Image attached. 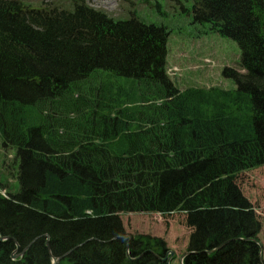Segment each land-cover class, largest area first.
Listing matches in <instances>:
<instances>
[{
	"label": "trees",
	"instance_id": "trees-1",
	"mask_svg": "<svg viewBox=\"0 0 264 264\" xmlns=\"http://www.w3.org/2000/svg\"><path fill=\"white\" fill-rule=\"evenodd\" d=\"M191 1L197 23L239 46L245 74L223 73L235 89L180 90L170 31L136 15L0 0V137L20 183L0 194L11 239L0 264L69 252L60 264H167L146 253L165 258V242L129 240L121 216L173 213L187 215L199 253L184 264H263L262 224L237 177L264 166V0ZM128 245L130 258L146 254L132 261Z\"/></svg>",
	"mask_w": 264,
	"mask_h": 264
},
{
	"label": "rangeland",
	"instance_id": "rangeland-1",
	"mask_svg": "<svg viewBox=\"0 0 264 264\" xmlns=\"http://www.w3.org/2000/svg\"><path fill=\"white\" fill-rule=\"evenodd\" d=\"M21 1L36 8L71 9V0ZM84 1L89 7L104 11L116 20H129L136 15L147 24L167 27L171 33L167 63L169 68H178L179 76L172 80L181 90L215 86L226 90L236 88L235 82L225 78L223 73L226 68L241 70L239 46L218 33L209 32L208 25L197 23L191 0ZM16 155L14 149L4 150L0 137V178L2 186L10 194H18L20 191ZM237 184L262 224L259 241L264 257V166L241 172L237 177ZM6 191H2V195L6 196ZM121 219L128 237L145 235L159 238L165 242L168 250L175 254L172 264L182 263L193 233V229L187 225L186 214H125Z\"/></svg>",
	"mask_w": 264,
	"mask_h": 264
},
{
	"label": "water",
	"instance_id": "water-1",
	"mask_svg": "<svg viewBox=\"0 0 264 264\" xmlns=\"http://www.w3.org/2000/svg\"><path fill=\"white\" fill-rule=\"evenodd\" d=\"M4 240H11V239H10V238L4 239V238L0 237V241H4ZM129 240H131L130 237H129ZM47 245H48V243H47ZM224 245H225V244H224ZM224 245H222V246H220V247H218V248H215V249H213V250H210V251H204L203 253H206V254H210V255H211V254L217 252L218 250H220L221 248H223ZM19 249H20V247L17 246V251H16V252H18ZM26 250H27V248L24 249V251L22 252V254H21L22 256L24 255V253L26 252ZM70 253H71V252L67 253L65 256L60 257V258H58V259L55 258V256H53L52 254H50L52 264H59L60 261H62L64 258H66V256H68ZM146 253H152V254H153L157 259H159L161 262H163V263H167V264H171V261H172L174 255H175L173 252H170V251H169V252L167 253V255H166L165 258H161L159 255H157L156 253H154V252L151 251V250H149V251L146 252ZM146 253L142 254L141 256H139V257H137V258H130L129 245H128L127 256H128L132 261H137V260H139V259L142 258ZM192 254L195 255V254H199V253H197V252H190V251L187 252V253L183 256V259H182V263H181V264H183V260H184V258H186L187 256L192 255ZM16 258H17V256H16V255H13V259H16Z\"/></svg>",
	"mask_w": 264,
	"mask_h": 264
},
{
	"label": "bare ground",
	"instance_id": "bare-ground-1",
	"mask_svg": "<svg viewBox=\"0 0 264 264\" xmlns=\"http://www.w3.org/2000/svg\"><path fill=\"white\" fill-rule=\"evenodd\" d=\"M26 248L28 249V248H29V245H28ZM26 248H25V249H26ZM14 255H16V254H14ZM69 255H70V254H69ZM69 255H68V256H69ZM16 256H17V255H16ZM64 256H65V255H64ZM68 256H66V257H68ZM13 260H14V259H13Z\"/></svg>",
	"mask_w": 264,
	"mask_h": 264
}]
</instances>
